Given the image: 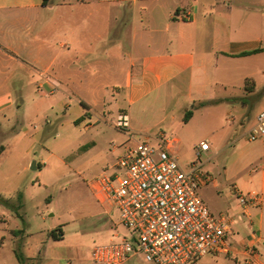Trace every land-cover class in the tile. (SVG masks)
I'll return each instance as SVG.
<instances>
[{
	"label": "crops",
	"instance_id": "0c3cea01",
	"mask_svg": "<svg viewBox=\"0 0 264 264\" xmlns=\"http://www.w3.org/2000/svg\"><path fill=\"white\" fill-rule=\"evenodd\" d=\"M259 48L264 0H0V137L30 131L25 120L14 129L20 113L80 111L86 128L89 116L129 113L133 135L122 133L121 155L136 134L159 141L150 119L181 128L198 112L223 115L213 131L231 151L214 186L244 240L189 264H264V203L246 208L237 198L264 194V138L249 139L264 110V49L246 54ZM254 232L259 253L250 256L242 243Z\"/></svg>",
	"mask_w": 264,
	"mask_h": 264
},
{
	"label": "rangeland",
	"instance_id": "374dc122",
	"mask_svg": "<svg viewBox=\"0 0 264 264\" xmlns=\"http://www.w3.org/2000/svg\"><path fill=\"white\" fill-rule=\"evenodd\" d=\"M48 100L42 98L43 108ZM44 110L15 116L14 129H20L25 120L30 131L19 130L6 140L0 137V264H23L16 249L27 257L26 264L88 263L95 245L137 234L122 222L117 206L102 204L91 187L92 180L103 171L119 170L115 164L120 144L126 140L123 134L128 132L115 126L116 116H107L108 120L103 115L89 116L87 124L92 126L86 128V122L76 119L80 111L56 115L51 109ZM221 116L198 112L181 128L171 117L163 124L156 121L158 118L150 119L151 129L147 130L179 138L172 148H176L183 167L190 169L196 162L211 175V180L199 187V194L216 216L226 210L228 202L214 186V179L223 180L231 151L226 147L228 138L213 131L221 123ZM202 139L209 140L210 149L198 156ZM34 140L37 144L28 152ZM34 161L40 164L38 169L31 168ZM53 230L62 231L63 238H55ZM132 262L152 264L142 254L133 256Z\"/></svg>",
	"mask_w": 264,
	"mask_h": 264
},
{
	"label": "built area",
	"instance_id": "2783aa9c",
	"mask_svg": "<svg viewBox=\"0 0 264 264\" xmlns=\"http://www.w3.org/2000/svg\"><path fill=\"white\" fill-rule=\"evenodd\" d=\"M116 125L130 133L129 113H119ZM261 138L264 110L249 131L251 141ZM176 142V136L166 132L160 133L157 143L134 137L115 164L119 170L103 171L92 180L96 198L102 204L116 205L122 222L137 234L95 245L91 261L83 264H124L138 254L152 264H189L208 253L237 251L244 239L234 229V218L227 212L213 214L199 194V187L211 175L196 162L185 169L171 150ZM198 148L200 156L210 148L209 140L201 141ZM237 198L246 208L264 203L260 192H238ZM255 234L242 243L250 256L259 253Z\"/></svg>",
	"mask_w": 264,
	"mask_h": 264
},
{
	"label": "trees",
	"instance_id": "16d2710c",
	"mask_svg": "<svg viewBox=\"0 0 264 264\" xmlns=\"http://www.w3.org/2000/svg\"><path fill=\"white\" fill-rule=\"evenodd\" d=\"M264 48H259V49H255V50H252L251 52H247L246 54L248 53H252V52H257V51H260V50H263ZM192 116V111H187L185 116H184V120L185 121H188L190 119V117ZM3 148V147H2ZM1 148V150H2ZM52 235L55 237V238H63L64 236V233L62 231H60V233L56 230H53L52 231ZM16 252V255L18 257V259L23 263V264H26L27 263V257L20 251V249H16L15 250Z\"/></svg>",
	"mask_w": 264,
	"mask_h": 264
},
{
	"label": "water",
	"instance_id": "95a60500",
	"mask_svg": "<svg viewBox=\"0 0 264 264\" xmlns=\"http://www.w3.org/2000/svg\"><path fill=\"white\" fill-rule=\"evenodd\" d=\"M33 169H37V166L35 165V163L32 165Z\"/></svg>",
	"mask_w": 264,
	"mask_h": 264
}]
</instances>
